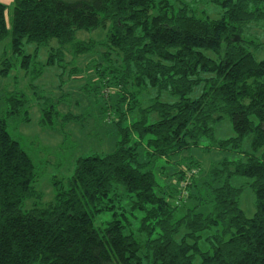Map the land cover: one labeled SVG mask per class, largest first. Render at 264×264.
Returning a JSON list of instances; mask_svg holds the SVG:
<instances>
[{"label": "trees", "instance_id": "1", "mask_svg": "<svg viewBox=\"0 0 264 264\" xmlns=\"http://www.w3.org/2000/svg\"><path fill=\"white\" fill-rule=\"evenodd\" d=\"M209 1L221 8L219 18L198 17L186 5L177 10L167 0H14L10 29L0 1V42L10 40L2 76L16 68L11 53L29 71L37 52L25 55V46L56 40L45 66L69 65L70 50L74 57L120 64L110 73L119 72L113 77L122 90L132 79L159 93L130 127L124 128L122 115L113 152L79 158L54 202L29 210L23 207L37 196V170L10 135L8 120L24 113L23 121H30V100L24 93L7 99L0 115V264H264V59L251 51H263L264 43L243 37L251 26L264 27V0ZM98 29L109 30L103 40H77L78 32ZM79 72L70 71L75 78ZM34 73L37 78L42 70ZM199 87V96L191 97ZM36 89L30 86L35 95ZM163 92L177 100L161 102ZM44 106L45 128L55 116L77 121ZM151 113L159 119L149 124ZM225 118L235 136L217 140L215 126ZM248 138L250 149L244 148ZM201 147L239 158H224L204 172L187 155ZM159 159L177 166L165 178L168 185L158 182ZM236 178L250 183L235 186ZM246 186L256 195L251 218L241 208ZM109 210L120 212L97 228L95 220ZM136 214L137 236L130 228Z\"/></svg>", "mask_w": 264, "mask_h": 264}, {"label": "rangeland", "instance_id": "2", "mask_svg": "<svg viewBox=\"0 0 264 264\" xmlns=\"http://www.w3.org/2000/svg\"><path fill=\"white\" fill-rule=\"evenodd\" d=\"M6 7V24L10 29V13L14 0H0ZM161 1V0H155ZM169 5L175 9L188 6L190 13L198 17L217 19L221 15V8L212 4L209 0H167ZM257 26V25H256ZM249 28V27H248ZM108 29H98L95 31H80L77 33V40H89L99 42L103 40ZM246 41H255L264 43V27H252L248 29L244 35ZM10 40L5 39L0 42V64L6 57L9 49ZM58 43L52 40L48 46L37 47L35 44L26 45L24 48L25 55L34 54L36 57L31 59L29 71L20 69L22 58L16 59V68L10 71L6 76L0 73V115L8 110V98L24 93L29 98L30 103L27 106L30 121H23L25 117H13L8 120V131L13 139L17 140L20 145L29 154L35 164L37 170V181L34 183L36 197L29 199L24 204L23 210H29L33 207L46 208L50 203L54 202L56 189L67 186L68 180L73 176L77 164V160L81 157H89L94 154H108L113 152L118 142L117 124L122 115L124 128L130 127L133 121H140L142 116L140 111L148 109L158 98V91L154 89H146L144 86L139 87L130 79L125 82L126 88L122 90L119 87V79L117 73H110L111 70H120V64L104 63L100 60L93 61L88 57H74L70 50H66L65 61L69 65L45 66L49 58L50 49L57 48ZM252 53L259 59H264V50L257 52L254 48ZM89 59V60H87ZM3 67L0 65V70ZM42 70V73L35 78L34 71ZM78 70L79 76L75 78L70 73ZM7 73V71L3 74ZM113 77V78H112ZM120 77V74L118 75ZM34 85L36 89L35 95L30 90V86ZM124 86V85H123ZM202 87H199L191 95L196 98L200 94ZM126 93H130L125 94ZM134 94V98L131 97ZM132 99V100H131ZM176 97H172L167 92L160 94L161 102H174ZM50 103L55 106L62 117L71 115L77 117L76 120L62 122L61 118H54L52 128L42 126L44 103ZM134 102V103H133ZM32 103V104H31ZM31 104V106H30ZM134 110L130 112L129 106ZM149 124L158 121L157 114H149ZM216 139L226 140L233 136L234 130L232 122L229 118H225L221 123L215 126ZM136 140L138 137L133 133ZM209 141L206 140L203 147H206ZM250 149V138L246 139L244 148ZM247 149V150H248ZM147 147L143 144L139 148L141 159L146 158ZM193 160L199 162L204 172L215 162L224 158L237 160L238 154L224 153L213 150L207 151L204 148H194L192 152L187 153ZM185 155V156H187ZM173 163L159 159L156 166V174L158 182L165 185L169 184L167 178L171 172L176 171ZM161 167L163 169H161ZM177 167V166H176ZM163 177V178H162ZM177 180L175 179V182ZM58 183V186L55 185ZM235 186L250 183L249 179L236 178L233 181ZM58 187V188H57ZM182 187V186H181ZM185 193H183V196ZM187 195L184 196L186 198ZM241 208L247 217H253L256 211V195L254 191L246 186L241 197ZM115 210H109L99 214L95 220L97 228L104 226L107 222L113 220ZM140 214H136V218L131 216V226L133 233L137 236V228L140 226ZM140 256H144L145 251H141ZM143 264H147L144 260Z\"/></svg>", "mask_w": 264, "mask_h": 264}]
</instances>
